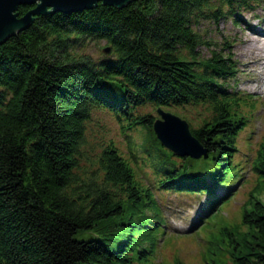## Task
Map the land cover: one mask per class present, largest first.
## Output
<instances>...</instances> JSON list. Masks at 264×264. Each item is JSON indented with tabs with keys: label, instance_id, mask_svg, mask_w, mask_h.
Segmentation results:
<instances>
[{
	"label": "trees",
	"instance_id": "1",
	"mask_svg": "<svg viewBox=\"0 0 264 264\" xmlns=\"http://www.w3.org/2000/svg\"><path fill=\"white\" fill-rule=\"evenodd\" d=\"M247 1L135 0L121 8L99 3L82 12L37 16L0 45V264L146 260L133 239L112 248L101 236L77 237L121 218L143 196L153 199L135 177L134 158L146 155L160 186L169 189L182 174L220 177L233 170L238 137L256 106L223 87L234 72L232 61L216 50L201 56L199 48L208 43L193 25L201 15L219 20ZM31 8L20 6L18 13ZM86 38L105 40L111 55L99 65L72 55ZM240 101L248 114L238 111ZM197 106L209 116L191 129L209 157L178 163L154 132L156 117L141 109ZM95 109L113 114L132 162L112 140L88 149L87 124ZM146 129L152 139L144 135L138 143L135 134ZM254 160L264 168V141ZM201 186L209 188L198 180L185 188ZM239 211L238 222L236 217L207 240L218 250V262L209 264H264V203L250 192Z\"/></svg>",
	"mask_w": 264,
	"mask_h": 264
},
{
	"label": "rangeland",
	"instance_id": "2",
	"mask_svg": "<svg viewBox=\"0 0 264 264\" xmlns=\"http://www.w3.org/2000/svg\"><path fill=\"white\" fill-rule=\"evenodd\" d=\"M247 2L243 8L236 6L225 11L223 14L226 16L219 18V20L201 15L198 17V22L196 24L194 22L193 25L194 30L201 35L203 41L208 43L199 48L200 51L198 52L201 56H207L212 50H216L232 61L234 72L226 82L221 83L223 87L233 91L232 93H235L236 97L241 95V98H245L243 95L249 94L253 97L255 106H259V109L254 111V117H252L254 126V133L250 132L252 133V140H247L248 137L251 138V135H248L249 130L242 134V138L247 141L239 140L241 148L239 154L247 153L248 157L244 161H237L236 167L231 172V176H233L231 184L237 186L239 190L236 197L231 200L232 207L223 208L218 220L211 223L213 225L210 228L197 236L195 233L201 226H198L199 220L205 216V214L200 215L199 212L208 211V196L176 195L172 191L158 189L156 191L157 205L149 199L150 196H143L142 201L129 204L121 218L101 222L92 231L80 232L77 236L79 239L91 240L101 236L112 248H116L118 242L131 239L150 246V243L155 241L159 229L150 231L147 227L143 230L138 226L149 225L150 220H155L158 215L163 218V211L161 210L163 208L167 220L165 229L168 231L164 239L167 240L171 237L178 246L177 248L173 247L174 253L167 248L163 253L158 250L152 264H174V256L181 258L185 264H209L212 261L217 263L218 250L214 246H207V240L212 235L217 234L221 226L232 225L236 217V222L240 220L241 211L238 209L246 202L250 192L254 193L256 199L264 203L263 165L253 160L255 149L264 134V88L260 86V82H264V39H261L260 43H255L250 50H247L248 44L244 39L250 36L249 29L251 27L260 33L264 32V0H248ZM107 46L105 40L86 38L76 45L71 54L77 58L87 57L99 65L111 55L110 52H105ZM251 100L247 99L249 102ZM235 108L236 106L233 109ZM163 109L188 121L191 128H197L202 119L207 115L209 116V112L203 106ZM237 109L243 115L250 111L241 101ZM141 111L150 112L159 118L156 108L145 107ZM135 135L138 143L145 139H152V135L147 129L139 131V135ZM144 135L146 136L145 139ZM87 140L88 149L92 151L112 140L119 147L121 153L132 160L129 143L125 136H122L119 123L113 114L106 109H95L92 112L91 120L87 124ZM248 141L250 144L253 143L251 151L246 145ZM134 164L136 166V163ZM137 172L139 181L148 183L150 180L152 183L151 180L154 176L151 168H144L142 171L137 170ZM223 186H227L226 183ZM221 191L222 189L219 188L218 192ZM143 193L146 192L143 191ZM142 202L149 203L143 206ZM182 234L190 236L182 237ZM161 237L159 235L158 239Z\"/></svg>",
	"mask_w": 264,
	"mask_h": 264
},
{
	"label": "water",
	"instance_id": "3",
	"mask_svg": "<svg viewBox=\"0 0 264 264\" xmlns=\"http://www.w3.org/2000/svg\"><path fill=\"white\" fill-rule=\"evenodd\" d=\"M135 0H0V45L10 36L28 28L35 17L55 13L72 14L93 9L99 3L117 8ZM20 6L32 8L20 16ZM110 52V48L105 49ZM159 118L153 124L155 134L161 143L180 157L199 159L207 156L209 150L194 136L189 123L163 109H158Z\"/></svg>",
	"mask_w": 264,
	"mask_h": 264
},
{
	"label": "bare ground",
	"instance_id": "4",
	"mask_svg": "<svg viewBox=\"0 0 264 264\" xmlns=\"http://www.w3.org/2000/svg\"><path fill=\"white\" fill-rule=\"evenodd\" d=\"M249 30L251 32L250 33V36L244 38L247 41V44H248L247 50L252 49L254 47V44L255 43H260L261 39L262 40L264 39V32H261L260 33L256 29H254L253 27H251ZM180 118H182V117H180ZM221 189H222V191H224L225 190V187L222 186Z\"/></svg>",
	"mask_w": 264,
	"mask_h": 264
}]
</instances>
